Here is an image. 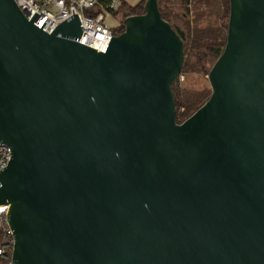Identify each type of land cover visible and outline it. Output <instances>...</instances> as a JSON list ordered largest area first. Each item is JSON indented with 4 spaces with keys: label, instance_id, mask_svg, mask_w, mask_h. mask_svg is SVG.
Returning a JSON list of instances; mask_svg holds the SVG:
<instances>
[{
    "label": "water",
    "instance_id": "95a60500",
    "mask_svg": "<svg viewBox=\"0 0 264 264\" xmlns=\"http://www.w3.org/2000/svg\"><path fill=\"white\" fill-rule=\"evenodd\" d=\"M211 94L176 122L182 33L157 0L105 51L0 0L11 264H264V0H229Z\"/></svg>",
    "mask_w": 264,
    "mask_h": 264
},
{
    "label": "trees",
    "instance_id": "16d2710c",
    "mask_svg": "<svg viewBox=\"0 0 264 264\" xmlns=\"http://www.w3.org/2000/svg\"><path fill=\"white\" fill-rule=\"evenodd\" d=\"M145 1L129 5L123 0L122 6L115 12L122 16L120 25L115 29L116 35L124 31L127 16L144 13ZM157 2L161 17L182 33L184 59L181 73L172 84L176 122L181 123L211 94L207 75L226 43L229 0Z\"/></svg>",
    "mask_w": 264,
    "mask_h": 264
},
{
    "label": "built area",
    "instance_id": "2783aa9c",
    "mask_svg": "<svg viewBox=\"0 0 264 264\" xmlns=\"http://www.w3.org/2000/svg\"><path fill=\"white\" fill-rule=\"evenodd\" d=\"M28 20L44 32L52 33L64 21L77 16L81 33L72 40L105 51L115 29L105 23L106 15L114 14L123 4V0H14ZM120 22L116 24V28ZM11 147L0 141V172L11 159ZM9 204L0 203V264H11L13 231L7 224Z\"/></svg>",
    "mask_w": 264,
    "mask_h": 264
},
{
    "label": "rangeland",
    "instance_id": "374dc122",
    "mask_svg": "<svg viewBox=\"0 0 264 264\" xmlns=\"http://www.w3.org/2000/svg\"><path fill=\"white\" fill-rule=\"evenodd\" d=\"M129 5H134V4H136L137 2H139V0H125ZM121 18H122V16L120 15V14H118V13H112V14H110V15H106V18H105V23L108 25V26H110L111 28H113V29H116V24L118 23V22H120L121 21ZM180 81L181 82H184V80H183V78L182 77H180ZM185 84V82L184 83H182V85H184Z\"/></svg>",
    "mask_w": 264,
    "mask_h": 264
}]
</instances>
